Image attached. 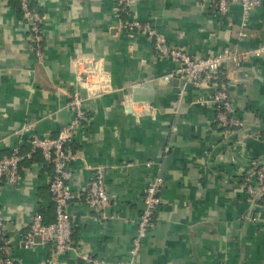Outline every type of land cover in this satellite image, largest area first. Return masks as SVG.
Masks as SVG:
<instances>
[{"label": "crops", "instance_id": "1", "mask_svg": "<svg viewBox=\"0 0 264 264\" xmlns=\"http://www.w3.org/2000/svg\"><path fill=\"white\" fill-rule=\"evenodd\" d=\"M32 1L44 30L42 61L19 0H0V151L26 146L29 136L16 135L26 124L40 137H59L74 119V93L87 114L70 148L75 249L54 264H89L83 253L104 264H264V199L252 202L244 188L251 162H264V57L222 70L244 122L229 132L200 100L214 97V83L164 81L178 63L161 59L149 35L123 28L116 0ZM131 17L194 57L264 45V2L248 14L237 3L215 16L202 0H132ZM87 71L83 86L78 74ZM141 83L151 86L152 105L132 102V86ZM44 159L38 154L23 165L17 184L0 183L15 264H53L52 245L24 242L34 216L55 214L54 170ZM90 167L104 168L111 205L103 223L86 201ZM156 177L163 180L161 205L132 257L144 189Z\"/></svg>", "mask_w": 264, "mask_h": 264}, {"label": "built area", "instance_id": "2", "mask_svg": "<svg viewBox=\"0 0 264 264\" xmlns=\"http://www.w3.org/2000/svg\"><path fill=\"white\" fill-rule=\"evenodd\" d=\"M31 0H21L24 17L29 25L32 41L34 43L36 56L42 61L44 52V30L41 15L37 8L30 6ZM208 3L215 16L228 14L230 7L234 4H241L245 14L261 5L264 0H202ZM117 10L122 17L127 20L123 23V28L129 32H143L153 38L158 56L161 59H171L178 63V67L172 74L164 76V81L173 79L183 80L195 87H202L205 81L214 83L216 93L213 98L200 99L207 106H212L215 110V120L229 132H235L244 127V122L235 114V109L229 95V85L222 79V70L229 67H240L245 61L253 57H264V45L251 51L226 50L220 54L194 57L187 51L179 47H171L166 44L164 37L156 32L150 22H141L132 19V0H116ZM89 71L84 76L78 74V82L83 86L88 85ZM74 111V119L66 126L59 137L44 138L34 133V127L26 124L16 131L19 137L29 136V144L32 152L40 150L44 158L53 165L54 176L50 183V192L53 194L56 207V220L54 223L45 225L42 216L37 214L31 221L29 232L24 236L27 247L36 245L35 237L40 236L43 244L53 246L54 264L61 256L75 249L73 240V220L69 211L70 203L76 198L70 186L73 173L70 169L72 161L76 156L66 146L72 143L73 138L81 124L87 119L84 108V99L74 93L71 103ZM31 154L22 155L20 147L13 149L10 156L0 159V183L14 185L21 179L20 164L25 158H30ZM152 162L146 163V167H151ZM94 175L90 182L89 191L86 194L88 205L97 212L94 220L103 223L106 219L105 209L111 205L110 196L104 183V168L90 167ZM163 187V180L156 177L150 181L144 189L145 207L137 220V235L132 242L130 255L135 257L142 248V241L154 228V218L156 211L161 205L160 192ZM244 188L252 202L264 199V162L254 159L251 162V170L244 181ZM89 264H104L98 258H94L88 253L81 256ZM0 264H15L12 255V245L6 230V223L0 206ZM119 264H132L127 261Z\"/></svg>", "mask_w": 264, "mask_h": 264}, {"label": "trees", "instance_id": "3", "mask_svg": "<svg viewBox=\"0 0 264 264\" xmlns=\"http://www.w3.org/2000/svg\"><path fill=\"white\" fill-rule=\"evenodd\" d=\"M30 6L32 8H36L34 6L32 0L30 1ZM19 11L22 14V16L24 17V12L22 10L21 0H19ZM25 145L26 146H23V147L20 148L21 154L24 155V156L27 155V154H31V157L30 158H25L21 162V164H20V172L23 169V165L29 164V163L31 164V163L35 162L36 155L42 154V156H43V153L40 150H37L36 152H32V148H31V145L29 144V141ZM66 146L70 149L71 148V143H68ZM11 154H12V152L11 153H4V152L0 151V159L3 158V157H5V156H10ZM43 158H44V156H43ZM44 161L47 164H49V165H51L53 167V165L51 163H49L46 159H44ZM53 170H54V167H53ZM49 192H50V187H49ZM50 196L53 199V194L51 192H50ZM52 210L55 212V214H53V216L51 218H49V219L43 213L42 214L40 213V215L42 216V219H43V223L45 225L46 224L47 225L52 224L56 220V207H55V202H53V208H52ZM154 223H155V218H154Z\"/></svg>", "mask_w": 264, "mask_h": 264}, {"label": "water", "instance_id": "4", "mask_svg": "<svg viewBox=\"0 0 264 264\" xmlns=\"http://www.w3.org/2000/svg\"><path fill=\"white\" fill-rule=\"evenodd\" d=\"M153 90L149 84H134L132 86V102L153 104ZM35 240H41L40 236L35 237Z\"/></svg>", "mask_w": 264, "mask_h": 264}]
</instances>
